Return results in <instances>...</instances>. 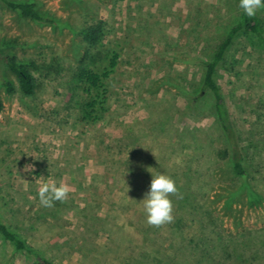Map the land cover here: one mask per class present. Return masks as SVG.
Here are the masks:
<instances>
[{"label": "rangeland", "instance_id": "374dc122", "mask_svg": "<svg viewBox=\"0 0 264 264\" xmlns=\"http://www.w3.org/2000/svg\"><path fill=\"white\" fill-rule=\"evenodd\" d=\"M14 1L36 2L57 25L0 5V45L35 63L37 80L26 97L0 63V221L53 264H264V49L254 36L234 41L216 75L233 138L212 96H199L203 63L239 21V0ZM99 20L105 36L89 48L82 32ZM113 53L92 121L77 71L103 73ZM235 142L245 178L229 164ZM151 173L179 190L173 220L159 226L140 202ZM45 183L68 186L67 198L43 207ZM0 264L35 262L0 235Z\"/></svg>", "mask_w": 264, "mask_h": 264}, {"label": "trees", "instance_id": "16d2710c", "mask_svg": "<svg viewBox=\"0 0 264 264\" xmlns=\"http://www.w3.org/2000/svg\"><path fill=\"white\" fill-rule=\"evenodd\" d=\"M65 2L69 7H74L77 3L80 9L83 8V2L81 0H65ZM0 5L18 14V16L25 20L37 24L57 25V21L47 13L40 11L38 4L34 1L17 2L14 0H0ZM105 31L106 27L103 20H99L98 23L83 30L82 34L87 46L89 48L98 46L105 36ZM241 34L254 36L257 45L264 49V20L260 16L259 10L253 17H248L242 10L239 21L230 28L213 57L203 63L204 74L201 82V91L199 93V96H202L204 93H209L212 96L216 121L221 130L230 138L234 137L235 129L232 124L225 94L216 79V75L220 65L225 61L228 50L233 46L234 41ZM7 49L8 48L5 46L0 45V63L16 78L19 92L26 97L33 96L37 89V80L33 74L35 63L20 60L16 54ZM118 59V54L113 53L112 57L109 59L108 68L103 73L94 72L85 66L77 71L76 76H78L80 83L86 87L85 92L87 94V99L83 104V108L87 117L92 121L98 119L99 112L104 111L103 103L107 91L105 81L115 71ZM4 85L9 93L15 91V87L10 81H6ZM2 109L3 105L0 97V111H2ZM223 154L227 156L228 159L230 158L228 150H225ZM231 157L232 158L229 159V164L234 173L241 178L248 176L249 173L244 166L245 159L243 149L238 142H235L233 146ZM0 235L5 241L9 242L16 251L25 252L32 256L35 264H53L51 260L38 251L33 250L24 240L1 221Z\"/></svg>", "mask_w": 264, "mask_h": 264}, {"label": "clouds", "instance_id": "9594fccd", "mask_svg": "<svg viewBox=\"0 0 264 264\" xmlns=\"http://www.w3.org/2000/svg\"><path fill=\"white\" fill-rule=\"evenodd\" d=\"M239 7L245 15L253 17L259 9L264 8V0H239ZM151 176L149 190L140 201L143 203L147 222L156 226L170 223L173 220V202L170 196L179 191L176 182L164 173H151ZM69 191L66 185L45 183L38 192L40 204L43 207H51L55 201H64Z\"/></svg>", "mask_w": 264, "mask_h": 264}]
</instances>
